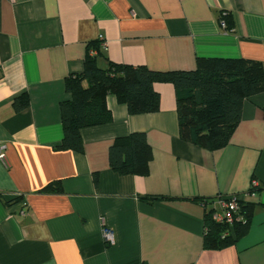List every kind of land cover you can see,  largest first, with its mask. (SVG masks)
<instances>
[{"label":"crops","instance_id":"crops-1","mask_svg":"<svg viewBox=\"0 0 264 264\" xmlns=\"http://www.w3.org/2000/svg\"><path fill=\"white\" fill-rule=\"evenodd\" d=\"M88 53L102 68L191 70L196 57L264 68V0H0V264H264V92L244 100L228 144L214 151L180 138L165 82L153 84L155 112L131 114L108 94L111 120L80 129L82 151L60 149L64 80ZM23 93L28 105L17 111ZM132 132L151 150L145 175L109 166L115 138ZM18 195L24 206L8 202ZM221 195L254 208L244 235L210 249L204 214L213 219Z\"/></svg>","mask_w":264,"mask_h":264},{"label":"trees","instance_id":"trees-1","mask_svg":"<svg viewBox=\"0 0 264 264\" xmlns=\"http://www.w3.org/2000/svg\"><path fill=\"white\" fill-rule=\"evenodd\" d=\"M220 22L226 29L233 27V21L226 13L220 15ZM92 44L98 49V42ZM96 56L86 54L82 71L70 74L64 80L70 99L60 103L63 128L60 149L82 151L80 129L111 120L106 105L108 94L124 103L131 114L155 112L159 109L160 98L153 84L165 82L174 88L180 138L214 151L228 144L239 124L244 100L264 92V68L254 59L196 57L194 69L160 71L145 65L113 61H108V66L102 68L98 66ZM13 105L17 111L25 108L27 95L23 93L15 98ZM262 114L264 118V105ZM150 151L144 133L132 132L115 138L108 150L109 166L119 174L145 175ZM93 180L97 183L96 174ZM16 200L21 203L22 195L8 202ZM237 202L238 209L231 224L215 222L211 218L212 211L205 212L203 244L206 248L228 246L245 234L254 204L240 197ZM238 216L241 219H237Z\"/></svg>","mask_w":264,"mask_h":264},{"label":"built area","instance_id":"built-area-1","mask_svg":"<svg viewBox=\"0 0 264 264\" xmlns=\"http://www.w3.org/2000/svg\"><path fill=\"white\" fill-rule=\"evenodd\" d=\"M222 27H224V23H221ZM101 40V45L106 46V42L102 39V37H99ZM0 161L2 163H5V145L0 144ZM253 184H255L253 182ZM238 196L234 195H227V196H220L218 198V209L214 211L213 213V219L216 222L220 223H226V224H231L233 223V220L235 219V214L238 209ZM22 205H25L24 199L21 201ZM103 237L105 241L109 244H113L115 239H114V234L111 229L109 228H104L103 229Z\"/></svg>","mask_w":264,"mask_h":264}]
</instances>
